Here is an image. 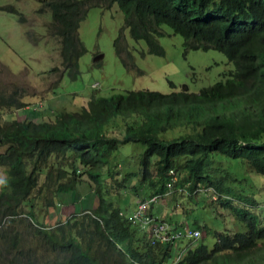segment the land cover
I'll use <instances>...</instances> for the list:
<instances>
[{
  "label": "trees",
  "instance_id": "16d2710c",
  "mask_svg": "<svg viewBox=\"0 0 264 264\" xmlns=\"http://www.w3.org/2000/svg\"><path fill=\"white\" fill-rule=\"evenodd\" d=\"M37 2V12L45 10L50 15L45 34L57 44L60 67L52 66L47 72H58V78L64 73L73 79L78 73L77 61L85 49L77 29L87 10L114 4L122 14L118 32L126 28L132 39L144 41L148 53L163 54L158 38L165 26L191 49L212 47L221 52L231 68L222 73V79L197 92L137 89L109 96L91 94L79 110H61L49 121L13 116L1 120L0 166L5 177L0 184V241L5 248L0 250V264L165 263L172 249L164 244L150 246L122 206L112 205L101 193H107L105 179L110 178L114 191L119 186L123 189L117 201L125 205L139 192L161 194L167 190L169 170L176 175L172 190L191 193L203 184L211 186L210 196L230 206L244 227L215 233L210 249L202 243L184 245L173 264H264V216L251 212V204L233 207L234 200L247 201L241 194L221 201L219 197L228 189L215 179L218 168L211 166L214 156L241 159L249 172L264 176V0ZM18 20L22 23L25 18L19 13ZM125 55L129 57L128 52ZM22 91L14 88L2 100L0 90V102L6 103L0 107L26 106L22 98L28 92ZM115 126L122 127V135H111ZM175 127L180 132L176 129V135L164 136ZM127 143L142 146L138 165L116 178L120 165L117 168L109 158ZM82 174L93 184L96 206L52 226L42 224L44 218L58 217L54 202L60 203L61 194L72 190ZM175 224L181 225L176 219ZM194 226L200 229L202 224ZM29 237L34 239L33 246ZM252 249L260 255L250 256Z\"/></svg>",
  "mask_w": 264,
  "mask_h": 264
},
{
  "label": "rangeland",
  "instance_id": "374dc122",
  "mask_svg": "<svg viewBox=\"0 0 264 264\" xmlns=\"http://www.w3.org/2000/svg\"><path fill=\"white\" fill-rule=\"evenodd\" d=\"M39 6L37 0H0V90L4 91L1 99L3 100V96L4 100H7V94L14 88L28 92L22 98L26 106L19 109L0 107V122L10 120L12 116L13 119L34 122L49 121L61 110L68 112L79 110L85 106L91 94L109 96L137 89L161 93L178 92L180 89L197 92L199 88L222 79V73L231 68V64L221 52L212 47L202 50L191 49L184 44L179 34L173 33L165 26L164 34L158 38L163 54L148 53L144 41L132 39L126 28L118 32L122 24V14L114 4L108 9L90 7L87 10L77 29L78 39L85 49L77 61L78 73L73 79L64 73L58 78V72H47L52 66L60 67L58 47L54 39L45 34V25L50 19L49 12L45 10L37 12ZM19 13L25 18L22 23L18 20ZM117 49L119 53L116 52ZM126 52L129 57H126ZM0 103L6 104L4 101ZM130 120L131 118L126 119L127 122ZM183 128L187 129L185 131L189 130L188 127ZM121 129L122 127L115 126L111 135H122ZM176 129L175 127L166 131L164 136L176 135L177 132L174 131ZM2 149L3 147H0V151ZM141 151V145L127 143L119 145L112 152L109 162H114L117 168L120 165L121 169L117 171L116 178L119 172L122 176L135 169ZM213 160L211 166L218 168L215 179L228 189L229 194L222 192V195L230 197L232 194L236 198L237 194H241L247 199L242 203L234 200L232 206L249 207L251 204V212L264 216L262 205L264 176L251 170L249 172V167L241 159L214 156ZM4 177V168L0 166V184ZM232 178H235L234 181ZM128 180L125 178V185L129 184ZM206 185L203 184L191 193L173 189L169 194L159 198L152 207L156 214L168 222L174 223L175 213L178 214L176 216L179 217L181 225H190L191 222L202 224L199 229L201 236L196 241H176L171 247L173 252L184 245L192 247L195 243H202L210 249L215 240V233L221 234L218 232L224 230L233 233L244 229L235 219L233 209L230 206H222L217 198H211L209 193L213 189L211 186L205 187ZM105 186L107 193L102 191L101 196L111 201L112 205L122 206L126 214L131 211L136 200L146 196L139 192V195L132 196L129 204L125 205L117 201L123 196V189L120 186L114 191V181L110 178L105 179ZM92 190L93 185L88 177L84 174L79 175L74 188L68 191L66 198H61L58 206L54 202L58 217L38 221L52 226L57 220H63L65 217L83 215V209L89 206L91 201ZM219 198L221 201L228 200ZM257 205L259 207H256ZM48 209L53 210L51 207ZM3 222L2 225H5L6 222ZM29 239L33 246L34 239L31 237ZM4 248L3 242L0 241V250L3 251ZM258 255L259 251L251 250L250 256ZM169 257L164 260L165 263Z\"/></svg>",
  "mask_w": 264,
  "mask_h": 264
},
{
  "label": "built area",
  "instance_id": "2783aa9c",
  "mask_svg": "<svg viewBox=\"0 0 264 264\" xmlns=\"http://www.w3.org/2000/svg\"><path fill=\"white\" fill-rule=\"evenodd\" d=\"M168 180L166 182L167 190L161 194H152L145 198L138 200L133 210L127 215V219L131 224H135L141 231H145L146 240L150 245L164 244L171 246L178 239L195 240L200 237L198 230L193 228H173L168 222L153 216L149 212V208L154 204L160 197L166 195L172 190V185L176 182L175 172L172 170L168 171ZM176 252L173 257H169L167 263L162 264H173L180 259V253Z\"/></svg>",
  "mask_w": 264,
  "mask_h": 264
},
{
  "label": "clouds",
  "instance_id": "9594fccd",
  "mask_svg": "<svg viewBox=\"0 0 264 264\" xmlns=\"http://www.w3.org/2000/svg\"><path fill=\"white\" fill-rule=\"evenodd\" d=\"M1 152V151H0ZM168 173V172H167ZM90 181V180H89ZM91 182V181H90ZM2 183V182H1ZM92 183V182H91ZM93 185V184H92ZM196 189H199V188H196ZM195 189V190H196ZM173 190H171L170 192H172ZM92 192L94 193V191L92 190ZM169 192V193H170ZM214 191H211V193H213ZM164 193V192H163ZM169 193H167V194H169ZM211 193H209V194H211ZM158 194H160V193H158ZM166 194V195H167ZM152 195V194H151ZM147 196H149V195H147ZM165 196V195H164ZM164 196H162V197H164ZM162 197H160V198H162ZM143 198H145V197H143ZM142 198V199H143ZM211 198H214L213 196L211 197ZM223 199H228L226 196H224L223 197ZM141 200V199H140ZM136 201H138V200H136ZM158 201V200H157ZM156 201V202H157ZM156 202L154 203V204H152L151 206H150V208L152 207V206H154L155 204H156ZM59 205V203H57V206ZM135 205V204H134ZM133 208H134V206H133ZM133 208L131 209V211L133 210ZM150 208H149V212H150ZM130 211V212H131ZM129 212V213H130ZM128 213V214H129ZM151 213V212H150ZM174 213V212H173ZM152 214V213H151ZM153 215V214H152ZM176 215H178V214H175L174 213V218H173V221H174V223L171 221V222H168L166 219H164V218H162V217H160V216H157V215H153V216H156L157 218H159V219H161V220H164V221H166V222H168V224L171 226V227H173V228H187V227H189V228H193V229H196V230H198L199 231V233H200V236H201V232H200V230L198 229V228H196L194 225H192V224H194V223H190V225L189 224H184V225H179V224H175V216ZM176 220L179 222V217L177 216L176 217ZM197 224H199V223H197ZM132 225H134L135 226V224H132ZM174 225V226H173ZM139 231H141L137 226H135ZM143 234H144V236H145V239H146V235H145V231H141ZM180 240H183V239H178V240H176V241H180ZM188 240V239H187ZM195 240H197V239H195ZM147 241V240H146ZM175 241V242H176ZM148 243V242H147ZM149 244V243H148ZM157 245H161V244H157ZM170 248L172 247V245L171 246H169ZM180 250H183V248L181 247L178 251H175V252H173L172 251V253L171 254H174V253H176V252H179Z\"/></svg>",
  "mask_w": 264,
  "mask_h": 264
},
{
  "label": "crops",
  "instance_id": "0c3cea01",
  "mask_svg": "<svg viewBox=\"0 0 264 264\" xmlns=\"http://www.w3.org/2000/svg\"><path fill=\"white\" fill-rule=\"evenodd\" d=\"M68 193V192H67ZM67 193H65V194H61V198L62 199H65L66 198V194ZM98 201H97V198H96V196H95V194L92 192V194H91V201L89 202V206H87L86 208H90V207H94V206H96V203H97ZM123 202H125V200L123 199ZM153 207V206H152ZM150 208V212L153 214V215H157V216H160L159 214H156L154 211H153V208ZM133 208V207H132ZM90 209H92V208H90ZM161 214V213H160ZM162 215V214H161ZM176 217L177 216H175V219H176ZM192 225H194V224H192Z\"/></svg>",
  "mask_w": 264,
  "mask_h": 264
}]
</instances>
